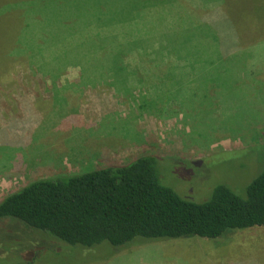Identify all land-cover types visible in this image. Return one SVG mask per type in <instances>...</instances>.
I'll use <instances>...</instances> for the list:
<instances>
[{"label": "trees", "instance_id": "trees-1", "mask_svg": "<svg viewBox=\"0 0 264 264\" xmlns=\"http://www.w3.org/2000/svg\"><path fill=\"white\" fill-rule=\"evenodd\" d=\"M34 1L47 4L49 0ZM125 1L124 5L118 6L121 0H106L114 8H103L99 0H92L91 5L95 7L83 8L87 21L54 25L49 24L47 11L41 8L32 12V22V19L23 17L25 0H0V95L5 94L12 112L21 110L19 117L5 128H0V173L9 168L13 171L30 169L36 163L31 161L37 159L31 157L40 156L36 151L37 145L55 141L65 149V139L77 127L73 115L62 117L58 127L49 129L43 126L58 97L53 94L43 98L38 91L32 100L18 97V81L14 77L19 72V65L23 84H32L38 89L40 82L49 80L57 93L65 94L63 102L69 99L71 102L69 94L72 90L68 84H56V80L68 68H76L81 80L75 85L73 95L79 97L75 93H79L86 84L111 88L121 94L125 103L132 101L144 108L150 104L151 97L157 98L161 91L159 84H152L151 91H140L135 96L133 89L144 86L131 64L135 58L157 60L152 69L171 61V70H176L178 61L183 60L185 70H195L197 64H201L199 69L222 75L229 71L227 69H233L230 66L233 57L253 33L264 36V27L255 17L253 8H236L231 3L230 8H225L230 17L226 21L227 27L213 34L206 29L208 27L202 28L204 23L175 26L178 22L188 24L189 16L176 17L174 12L164 9H155V14L151 12V8H165L177 0ZM189 1L193 5L197 1L198 10L206 5L202 0ZM216 5H220L219 1L213 8ZM126 6L129 7L118 8ZM35 15L39 17L37 25ZM215 15L207 11L202 20L213 21ZM180 28L195 31L192 38L185 34L187 40L184 45L174 42L161 44L155 39L164 38L169 30L175 32ZM23 39L26 44L22 46L23 56L19 57L16 46L18 43L22 45ZM198 53L206 56L201 62L197 60ZM32 78L35 80L30 81ZM251 80L254 82L256 79L251 76ZM218 86L205 87L202 91L195 90L193 86L185 89L186 97L190 98L188 106L185 99L177 98L176 92L173 94L168 90L169 102L159 110H176L184 114L199 111L202 114L215 101L211 96L220 88L224 89V85ZM63 93L61 96H64ZM78 97H73L70 106L79 104ZM234 98L233 94L231 99ZM195 99L198 101L191 106ZM252 106L257 119H251V125L257 128L263 116L264 91ZM217 115L210 116L217 122L207 127V133L218 134L224 129L237 131L236 127L243 122H230L228 118L231 114L227 110ZM53 117H58L57 112H53ZM241 130L245 133L250 128ZM124 131L128 134L130 127L124 128ZM257 139L255 144L247 147L250 151L248 155L216 152L205 158L188 160L177 156L142 154L126 163L87 166L72 173L40 177L0 200V219L15 218L31 230L46 232L50 238L58 243L61 240L71 248L102 251L107 248L101 258L85 261L80 258V253L73 251L74 264L106 262L129 247L170 239L215 240L227 232L261 227L264 226V163L254 169L257 162L248 160L255 154V148L260 147L259 151L264 152V134L260 137L258 134ZM123 142L121 138H111L106 151L119 148ZM11 150L16 153L5 161V154L9 155L7 152ZM19 150L21 153L25 151V158ZM229 157L236 160L232 165L236 166L237 172L242 171L239 167L248 171L238 186L212 178H203L200 187L192 185L191 179L196 172L201 173L212 162ZM164 159L172 163V175L180 177L176 178L173 187L165 185L160 177L159 168ZM198 188L208 190V197L195 196L194 190ZM8 259L15 264L13 257Z\"/></svg>", "mask_w": 264, "mask_h": 264}, {"label": "rangeland", "instance_id": "rangeland-1", "mask_svg": "<svg viewBox=\"0 0 264 264\" xmlns=\"http://www.w3.org/2000/svg\"><path fill=\"white\" fill-rule=\"evenodd\" d=\"M85 1L49 0L47 4L28 1L24 4L25 14L23 17L32 19V22L34 20L32 12L41 8L47 11L49 24L84 22L87 21V14L83 9ZM213 1L214 4L219 1L220 5L213 8L214 4H210ZM202 2L206 5L199 10L196 9L199 8L196 6L197 1L193 5L189 0H177L170 4L173 6L151 8V12L155 14V9L158 11L164 9V11L174 12L176 17L189 16L188 24L183 25L177 19L178 24L175 26L186 27L191 23L192 25L204 23L201 24L203 29L208 27L206 29L209 32L217 34L218 30L227 27L226 21L230 17L225 8H230V4L233 3L236 8H253L256 13L255 17L259 18V22L264 27V0H202ZM207 11L216 13L217 16L215 15L213 21L203 22L202 18ZM148 15L150 16L149 12H147ZM35 18V25H37L39 24L38 15H35ZM185 34L192 38L195 31L194 29L186 30V28H180L175 32L169 30L164 38L155 39L161 44L174 42L177 45H184L187 40ZM249 39L233 57V61L230 63L233 69L231 71L227 69L229 71H225L222 75L215 71L199 69L201 64H197L198 68L195 70H185L183 60L178 61L176 70H171V61H165L156 69H152L157 60L135 58L131 64L137 70L135 72L138 78H141L144 83L141 90L133 89L136 92L135 96L140 91H151L152 84H159V91H161L157 98L152 96L150 104L144 108L137 106L132 101L125 103L121 99V94L114 89L87 84L81 87L79 93H75L79 94V104L70 106L73 97H78L73 95L75 85L81 80L78 69L68 68L56 80V84H68L69 89L73 91H70L69 94L71 102L70 99L63 102L62 100L66 99L65 94L62 92L64 96H61L62 93H57L56 88H52L49 80L40 82L38 89L32 84H23L19 65V72L14 77L18 81L16 89L18 97H27L32 100L37 91L42 94L43 98H48L53 94L58 97L56 105L45 118L43 126L49 129L58 127L62 117L73 115L77 127L73 128L68 138L65 139V149L55 141L37 145L36 151L40 156L31 157V159H37L31 161L36 163L30 169L19 168V170L13 171L12 168H9L0 173V200L40 177H48L57 173H72L87 166L126 163L142 154L177 156L188 160L205 158L216 152L248 155L250 151H247V147L257 142L258 134L259 137L264 134V107L262 108L263 116L257 127L259 129L251 125V119H257L252 104L260 99V94L264 91V78H262L264 76V36L253 33ZM21 42L22 45L18 43L16 46L19 57L23 56L24 47L22 48V46L26 44L25 39ZM196 57L197 60H200L198 62H201L206 56L198 53ZM240 66L244 67L240 69ZM251 76L256 79L254 82L251 80ZM34 80L35 78H32L30 81ZM222 84L224 89L220 88V91L211 96L215 101L209 104L202 114L199 111H196L195 114L188 112L186 115L176 112V110H166V112L159 110L169 102L168 90H171L173 94L176 92L177 98L185 99V104L188 106L190 98L186 97L185 89H190L189 87L193 86L195 90L202 91L205 87L208 89L213 85L223 86ZM233 94L236 97L234 100L231 99ZM197 101L193 100L191 106H194ZM226 110L231 114L228 118L230 122L243 121L236 127L239 130L224 129L218 134L207 133V127L210 128L217 122L216 118L210 116ZM54 111L58 114L56 119L53 117ZM212 112L213 114H211ZM20 113V109L19 112H12L11 106L5 100V94L0 95V128H5L10 124L9 122L19 117ZM162 113L168 115L164 116ZM127 127H130L128 134L124 131V128ZM240 127L249 131L243 133ZM111 138H121L124 142L119 148L106 151ZM259 148H255V154L249 156L252 159H248L257 162L254 169L264 163V152L259 151ZM22 151L21 153L19 150V154L21 153L25 158V151ZM7 153L9 155L5 154V161H9L16 152L11 150ZM233 162L236 163V160L232 157L220 160V162H212L205 171L194 174L191 179L192 185L200 187L199 184L202 183L203 178H212L223 179L231 186H238L240 181H244L248 171L239 167L242 171L237 172L238 169L236 166L233 167ZM171 165L172 163L168 159H164L160 165L159 173L162 182L173 187L180 177L172 175L174 168ZM194 194L197 197L204 195L208 197L209 191H202L198 188L194 190ZM197 200L199 199L197 198ZM49 236L46 232L40 233V231L31 230L28 225L15 218L0 219V264H11L9 256L14 258L15 264H74L75 254L73 251L80 253V258L83 261L101 258L100 256L107 252V248L104 251L71 248L63 241L59 240L61 243H58ZM90 264H264V226L227 232L215 240L170 239L129 247L109 261Z\"/></svg>", "mask_w": 264, "mask_h": 264}, {"label": "crops", "instance_id": "crops-1", "mask_svg": "<svg viewBox=\"0 0 264 264\" xmlns=\"http://www.w3.org/2000/svg\"><path fill=\"white\" fill-rule=\"evenodd\" d=\"M26 2H28V1H32V0H25ZM34 1V0H33ZM92 0H86L85 1V8H93V7H95V6H93V5H91V4H93L92 2H91ZM99 2H100V4H102V7L103 8H114V6H112V7H110L109 6V4L108 3H106V0H99ZM125 0H121V2L119 3V5L118 6H120V5H124L125 4ZM23 6V8H24V5H22ZM127 7H129V6H126V7H118V8H127Z\"/></svg>", "mask_w": 264, "mask_h": 264}]
</instances>
